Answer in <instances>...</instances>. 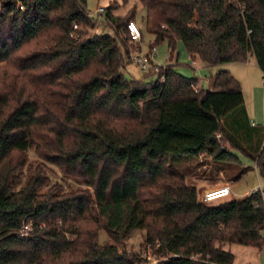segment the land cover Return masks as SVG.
Segmentation results:
<instances>
[{
  "label": "trees",
  "instance_id": "1",
  "mask_svg": "<svg viewBox=\"0 0 264 264\" xmlns=\"http://www.w3.org/2000/svg\"><path fill=\"white\" fill-rule=\"evenodd\" d=\"M139 1L172 55L181 40L209 67L254 57L264 73V0ZM118 6L103 18L113 34L83 37L99 22L87 0H0V264H138L140 250L120 248L137 228L159 264H235L225 245L264 246V188L205 203L168 170L173 155L240 163L236 150L264 177V129L241 82L220 70L205 90L174 63L155 81L128 80L121 35L137 7ZM233 131L258 134L256 155ZM30 147L88 187L53 182L39 166L16 190ZM101 229L113 243H100Z\"/></svg>",
  "mask_w": 264,
  "mask_h": 264
},
{
  "label": "rangeland",
  "instance_id": "2",
  "mask_svg": "<svg viewBox=\"0 0 264 264\" xmlns=\"http://www.w3.org/2000/svg\"><path fill=\"white\" fill-rule=\"evenodd\" d=\"M117 2L119 5L114 13L124 14L132 6L137 7L136 21L139 28L143 32V39L141 43L142 51L148 53L150 51L151 45L156 43V35L153 34L147 26L146 22V9L140 3L139 0H87V8L91 16L98 19L96 27L90 28L87 26H82L83 37L92 36L96 34V29L101 27L102 32L113 34V31L108 26H104L103 18L106 12V8ZM102 7L105 11L100 14L98 9ZM127 50L129 52L137 49L139 45H133L128 40ZM156 62L166 67L169 63H174V71L188 79L197 78L205 82L204 89L209 88L210 78L215 75L220 70H230L233 75L241 82L243 93L245 96V107L249 118L255 121L257 125L262 126L264 129V73L259 68L256 59L250 57L247 62H229L225 64H220L213 67L203 66L199 59H193L184 43L179 40L176 42L175 54L172 55L169 48V43L167 40L158 42L156 44ZM30 47V46H29ZM124 52L125 49H124ZM24 52L17 53V56H25ZM126 59L125 67H123V72L128 80L132 79H142L146 82L155 81L158 75L151 76L148 73H144L140 68L133 63H129ZM236 141L250 149V153L255 154V146L258 143V134L255 132L251 137L250 134L239 135L236 132H232ZM226 148L231 149L230 143L225 144ZM252 147V148H250ZM240 156V163L235 161L221 162L216 161L208 153H203L198 156H177L173 155L169 157L168 170L173 173L183 175L186 182L189 184H196L198 189L199 198L202 197L204 193L205 186L210 183L215 186H222L227 184L226 181H231L233 195L235 197L245 196L250 191L254 190L257 186L264 188V177L261 175L260 171L257 169L256 163L250 157L242 155L239 151L233 150ZM22 156L25 165L19 170V175L21 182L16 186V190H20L22 186L26 183L28 178L32 176L36 169L40 166L44 173L51 178L53 182H59L65 184L64 186H70L74 188H87L88 185L80 178H75L67 176L63 171L55 164L46 162L42 159L35 151L33 147H30L27 152ZM244 171V174L239 179H232L237 172ZM223 173L222 178L225 182L218 181V176ZM206 175V176H205ZM232 195V197H234ZM231 197V198H232ZM224 201V200H221ZM221 201L213 202L214 204ZM145 231L141 228L135 229L129 238L125 241L123 245L120 246L121 249H127L128 251H139L142 252L144 247H141V243L144 240ZM100 243H113L105 229L99 231ZM225 249L230 250L235 255V264H249V263H264V246L262 249L256 248L254 246L243 245L239 243L227 244Z\"/></svg>",
  "mask_w": 264,
  "mask_h": 264
},
{
  "label": "built area",
  "instance_id": "3",
  "mask_svg": "<svg viewBox=\"0 0 264 264\" xmlns=\"http://www.w3.org/2000/svg\"><path fill=\"white\" fill-rule=\"evenodd\" d=\"M105 11V8L100 7L98 9V13L102 14ZM75 28H78L75 25ZM96 33H102L101 27L96 29ZM122 38L128 40L133 45H139L137 49L129 52L128 59L130 63L138 66L141 71L144 73H153L159 75L165 68L164 66L159 65L156 62V52L157 46L155 43L151 45L150 51L148 53H144L142 51L141 43L143 39L142 30L139 28L136 21L132 20L127 24L126 30L122 32ZM255 123H253L254 125ZM261 190L263 192V188L259 185L254 190L250 191L248 194L252 192H256ZM233 195V190L231 188L230 183L223 184L222 186L212 187L210 189L204 190L201 201L205 203H213L216 201H221L227 198H231ZM140 262L138 264H159L163 259L162 256H158L154 253L151 245L145 246L143 251L140 253ZM249 264H264V263H249Z\"/></svg>",
  "mask_w": 264,
  "mask_h": 264
},
{
  "label": "crops",
  "instance_id": "4",
  "mask_svg": "<svg viewBox=\"0 0 264 264\" xmlns=\"http://www.w3.org/2000/svg\"><path fill=\"white\" fill-rule=\"evenodd\" d=\"M195 60L196 59H199V58H194ZM200 60V59H199ZM201 62H202V64H203V66H207V64H205L202 60H200ZM209 67V66H208ZM204 84H205V82L204 81H202V80H200L199 79V84H198V87L199 88H204ZM209 88H211V78H210V81H209ZM209 88H207V89H209ZM252 123H255V124H257L255 121H252ZM206 176V175H205ZM218 176V181H221V182H225V180L222 178V176H224V174L223 173H220L219 175H217ZM226 182H228V183H230V185H231V181H226ZM215 183H216V181H214V184H210V183H208L206 186H205V188H204V190H207V189H210V188H212V187H214L215 186ZM195 184V183H194ZM196 185V184H195ZM231 188H232V185H231ZM233 190V189H232ZM248 194V193H247ZM234 196V195H233ZM235 197V196H234Z\"/></svg>",
  "mask_w": 264,
  "mask_h": 264
}]
</instances>
